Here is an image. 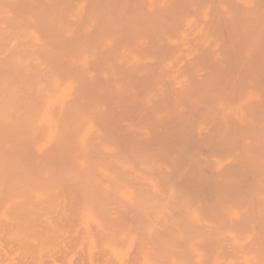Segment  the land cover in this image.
Listing matches in <instances>:
<instances>
[{
	"label": "bare ground",
	"instance_id": "1",
	"mask_svg": "<svg viewBox=\"0 0 264 264\" xmlns=\"http://www.w3.org/2000/svg\"><path fill=\"white\" fill-rule=\"evenodd\" d=\"M58 231L264 264V0H0V241L53 264Z\"/></svg>",
	"mask_w": 264,
	"mask_h": 264
},
{
	"label": "rangeland",
	"instance_id": "2",
	"mask_svg": "<svg viewBox=\"0 0 264 264\" xmlns=\"http://www.w3.org/2000/svg\"><path fill=\"white\" fill-rule=\"evenodd\" d=\"M139 208H141V209H145L144 207L142 208L141 206H139ZM148 210H149V208H148ZM151 220H152V222H156V220H157V218L156 217H152L151 218ZM76 230V229H75ZM63 232V233H62ZM66 232V231H65ZM64 231H61V232H55L54 234L56 235V237H58L59 238V241L61 240H63L62 242H64V239H65V242H64V244H62V245H64L63 247H65V248H63V250H61L62 248H60L59 249V251L57 252L58 253V256L56 255V257L53 259L54 261H53V264H60V263H62V264H64V262H65V264H78L80 261L79 260H81V261H85V258L83 257V256H85L86 255V253L85 254H83L85 251V249L84 248H86L85 247V245L84 246H82L81 248H78V250H73V247H72V241L71 240H73L72 238H70L71 237V235H70V233L67 231L66 233H65ZM59 234V236H58V234ZM68 233V234H67ZM61 234H63V235H61ZM64 235H66V236H64ZM61 236H64V237H61ZM80 236V235H79ZM66 237V238H65ZM6 238V237H5ZM66 239L68 240L67 242H66ZM4 239L2 240L1 239V241H0V254H1V261H0V264H3V262H6V259L7 258H9L11 261H14L13 263L14 264H21L22 262H25V264H30V262L32 261L29 257H28V255L23 251V250H18L17 248H16V246L14 247H12V245H10V246H8L7 244H6V241H4ZM6 244V247L8 248H6L5 247V245H3V244ZM66 243H67V245H66ZM73 243H74V241H73ZM75 243H77V242H75ZM74 243V244H75ZM12 247V248H11ZM72 247V248H71ZM84 250H83V249ZM12 249H13V251H15L14 249H16L17 251L15 252V254L12 256L11 254L12 253H14L13 251H12ZM36 249H37V247H36ZM6 250H10V251H12V253H9V252H7ZM57 250H58V248H57ZM82 250L84 251V252H82ZM2 251V252H1ZM20 251V252H19ZM63 251V252H62ZM18 252V253H17ZM44 252H46V249H41V251L39 252V254H40V256L41 257H43V255L45 254ZM74 252V253H73ZM80 252V253H79ZM87 252V251H86ZM4 253H5V255H4ZM10 255H9V254ZM24 253H25V255H24ZM47 253V252H46ZM61 253H63L62 255H61ZM67 253V254H66ZM8 254V255H7ZM41 254H43V255H41ZM48 254V253H47ZM47 254H45L44 255V257H43V259L42 260H44V262H46V261H48V262H50V258L48 259L47 257V259L45 258V256H47ZM67 256H66V255ZM71 254V255H70ZM4 255V256H3ZM18 255V256H17ZM20 255V256H19ZM54 255V256H55ZM74 255V256H73ZM2 256L3 257H5V258H3L4 259V261L2 262ZM6 256H8V257H6ZM12 256V257H11ZM24 256V257H23ZM81 256H82V259H80L81 258ZM18 257V258H17ZM22 257H23V259H25V260H22ZM28 257V259H29V261L26 263V261H27V258ZM66 257V258H65ZM65 258V259H64ZM8 259V261L10 262V264H13L10 260ZM18 259V260H17ZM56 259V260H55ZM60 259V260H59ZM46 260V261H45ZM72 260V261H71ZM7 261V262H8ZM19 261V262H18ZM22 261V262H21ZM6 262V263H7ZM48 262H46V263H48ZM56 262V263H55ZM33 263V261L31 262V264ZM80 263H82V264H84L85 262H80ZM79 263V264H80ZM7 264H9V263H7ZM24 264V263H23ZM34 264V263H33Z\"/></svg>",
	"mask_w": 264,
	"mask_h": 264
}]
</instances>
